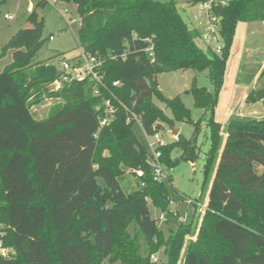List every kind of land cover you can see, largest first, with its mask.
<instances>
[{"label":"trees","instance_id":"obj_1","mask_svg":"<svg viewBox=\"0 0 264 264\" xmlns=\"http://www.w3.org/2000/svg\"><path fill=\"white\" fill-rule=\"evenodd\" d=\"M56 2L77 6L81 48L103 59L105 86L96 96L94 82L66 81L54 64L34 62L47 42L40 11L51 5L39 0L27 17L30 27L18 31L0 55L12 53L13 59L0 73V248L11 249L9 257L0 253V264H177L185 238L196 233L183 264H264V119L232 121L224 129L214 118L236 28L263 22L264 0H227L215 8L221 53L198 45L200 33L184 20L176 0ZM188 69L208 70L215 86L210 92L194 83L186 91L205 110L197 122L180 96H163L157 80ZM57 81L62 87L50 92ZM262 93L251 92L248 101ZM47 98L59 102L38 121L32 109ZM107 101L116 116L101 127ZM130 113L141 118L148 136L174 120L194 125L190 139L180 135L161 149L168 168L176 163L175 149L182 159L197 158L204 130L208 135L198 201L207 198L204 215L197 205L192 221L178 222L168 237L149 203L175 217L167 188L173 179L154 181L152 154L137 137V124L128 123ZM137 169L145 177L126 194L119 178ZM160 252L166 261H154Z\"/></svg>","mask_w":264,"mask_h":264},{"label":"rangeland","instance_id":"obj_2","mask_svg":"<svg viewBox=\"0 0 264 264\" xmlns=\"http://www.w3.org/2000/svg\"><path fill=\"white\" fill-rule=\"evenodd\" d=\"M39 0H0V55L4 46L11 38L21 29L29 28L27 17L30 5H35ZM178 9L188 23L190 28H194L192 23L193 16L199 11V6H194L188 0H176ZM50 6L44 11H40L45 20L44 38L47 39L45 45L38 52L35 63L56 64L58 56L75 57L81 52L79 42L80 25H69L70 19L79 20L77 6L66 4L55 0H50ZM70 10L69 14L63 13L65 8ZM12 16L13 19H6L5 16ZM238 29V32H237ZM236 46L230 52V56L226 65L224 83L219 91L218 102L214 111V118L223 126H228L232 121L246 123L254 117L264 119V99L250 102L246 100L245 95L251 92H259L264 87V77L261 78L262 71L258 74L260 63L264 58V21L258 24L249 25L247 23H239L236 28ZM53 36L54 40L49 38ZM198 45L207 50L200 40ZM216 47V46H215ZM12 53L0 59V73L4 68L12 62ZM159 89L163 96L167 99H174L180 96L184 105L191 111V119L197 122L203 117L205 110L195 105L194 97L187 94L194 83L200 88H207L210 92L215 90V86L210 79L209 71L198 72L193 69L184 71H172L163 73L158 76ZM59 89L55 85L49 88L50 92H56ZM246 96V97H247ZM59 101L47 98L40 105L33 107L32 115L38 120H44L48 117L51 107ZM154 103L162 109L165 114L173 119L172 111L160 99L154 98ZM255 107H252V105ZM254 111H257L255 113ZM241 114L244 116L241 117ZM178 130L179 136L190 139L195 131L194 125L189 122H181L174 120L173 124H162V128L158 131L161 140L170 145L178 140L174 135V131ZM134 131L140 142L148 146V141L153 142V138H148L140 124H137ZM198 157L182 159L183 153L180 149H175L171 155V159L176 162L171 176L172 184L167 183L170 194V211L175 217L167 218L160 209L155 207L152 202L149 203V209L152 219L158 221V226L162 229L166 236L172 229H176L178 222L190 223L194 217L196 206L199 212L204 215L207 198L204 202L199 203L204 183V163L206 152L209 149V140L207 132L204 130L199 140ZM165 171L170 168L163 164ZM166 182V181H165ZM121 188L126 194L138 190V179L133 171L127 170L126 173L119 178ZM197 240V233L185 238L184 246L180 254L177 264H183L184 254L188 243ZM4 257H9L11 249L3 248ZM158 262L166 261V257L162 252L155 256ZM155 261V260H154ZM103 264H111L108 260ZM120 264V263H116Z\"/></svg>","mask_w":264,"mask_h":264},{"label":"built area","instance_id":"obj_3","mask_svg":"<svg viewBox=\"0 0 264 264\" xmlns=\"http://www.w3.org/2000/svg\"><path fill=\"white\" fill-rule=\"evenodd\" d=\"M55 0V4H56ZM227 0H203L194 6H199V11L193 16L191 20L194 24V29L200 33L199 40L206 45L208 50H212L216 53H221L224 47L221 38V24L220 18L215 13V8L219 5H226ZM64 15L69 14L70 10L66 7L63 10ZM6 19L12 20L13 17L6 15ZM69 25L78 24L82 26V20L70 19ZM50 41L54 40V37L49 38ZM216 46V47H215ZM148 52L150 57L153 59V48H149ZM154 62V60H152ZM103 59L99 56L85 52L81 49V52L75 57L59 56L57 57V63L54 64L59 72L63 75V79L66 81H79L83 82L86 80L95 83L94 95H101V88L104 85L105 73L103 72ZM62 81H57L54 85L57 89L62 87ZM115 87H119L120 83L115 82ZM127 111H129L127 109ZM243 117V114H240ZM116 116V109L111 104L110 101L105 103V117L101 120L100 126L105 127L109 125ZM135 122L141 125V118L134 113L129 114L128 123ZM149 139L153 138L152 141H148V149L152 154V158L148 161L149 166L152 170L153 179L156 182L167 181L171 172L170 168L165 171L163 164L161 162L162 151L161 149L166 146V144L161 140L159 133H155L152 136L146 135ZM136 178L141 180L145 177V172L142 169L133 170ZM144 185V183H143ZM0 253L5 254L3 249L0 248ZM157 261L156 258H153Z\"/></svg>","mask_w":264,"mask_h":264},{"label":"crops","instance_id":"obj_4","mask_svg":"<svg viewBox=\"0 0 264 264\" xmlns=\"http://www.w3.org/2000/svg\"><path fill=\"white\" fill-rule=\"evenodd\" d=\"M33 7H34V5H30V7H29V11H31V10H33ZM258 23H260V22H255V23H249V25L251 24V25H254V24H258ZM237 32H238V29H237ZM236 32V33H237ZM236 38H237V36L234 38V43H233V46H232V50H234L235 49V46H236V42H237V40H236ZM264 71V58L262 59V61H261V63H260V68L258 69V73H257V75H256V77L258 76V74L261 72V71ZM263 71H262V73H263ZM262 90H264V87L261 89V91ZM250 95V94H249ZM249 95L247 96V95H245V98H246V100H248V97H249ZM247 96V97H246ZM264 99V98H263ZM262 99V100H263ZM261 100V101H262ZM252 107H255V105L253 104L252 105ZM255 113H257V111H254ZM241 114V113H240ZM253 119H263L262 117H260V118H256V117H254ZM223 126V125H222ZM227 126H223V128L225 129Z\"/></svg>","mask_w":264,"mask_h":264},{"label":"water","instance_id":"obj_5","mask_svg":"<svg viewBox=\"0 0 264 264\" xmlns=\"http://www.w3.org/2000/svg\"><path fill=\"white\" fill-rule=\"evenodd\" d=\"M263 98H264V93H262V94H260V95L258 96V100H262ZM179 133H180V132H179L178 130H175V131H174V135L177 136V137L179 136Z\"/></svg>","mask_w":264,"mask_h":264}]
</instances>
